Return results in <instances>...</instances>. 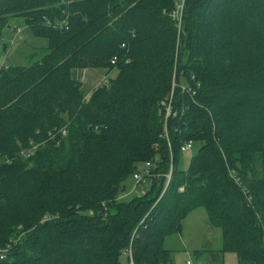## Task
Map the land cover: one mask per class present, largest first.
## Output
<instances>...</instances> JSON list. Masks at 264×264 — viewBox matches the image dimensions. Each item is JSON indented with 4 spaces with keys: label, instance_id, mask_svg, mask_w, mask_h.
Wrapping results in <instances>:
<instances>
[{
    "label": "trees",
    "instance_id": "obj_1",
    "mask_svg": "<svg viewBox=\"0 0 264 264\" xmlns=\"http://www.w3.org/2000/svg\"><path fill=\"white\" fill-rule=\"evenodd\" d=\"M172 7L0 0L1 49L11 18L47 45L27 65L0 68V248L8 249L0 264H167L165 239L197 209L220 230V254L264 264V172L255 170L264 148V0H185L179 54L162 14ZM151 41L164 64L180 59L166 124L171 82L135 59ZM95 55L108 61L87 69L117 74L85 98L70 64ZM196 140L201 148L179 170L182 145ZM31 144L33 155L20 159ZM146 163L152 177L136 185L149 188L123 201L125 179Z\"/></svg>",
    "mask_w": 264,
    "mask_h": 264
},
{
    "label": "rangeland",
    "instance_id": "obj_2",
    "mask_svg": "<svg viewBox=\"0 0 264 264\" xmlns=\"http://www.w3.org/2000/svg\"><path fill=\"white\" fill-rule=\"evenodd\" d=\"M171 11V10H170ZM170 11L168 9H163L162 14L164 16H169ZM18 25L23 27V22L20 18H11L8 20L7 28L4 30L1 40L2 43L8 44V48L6 51L1 52L0 46V66L1 65H27V60L25 57L30 52H38L40 55H44L47 53L46 51V43L43 40H36L29 36L26 30H23L22 40H15V44L12 45L13 36L8 37V34L5 33L8 27L16 28ZM174 25V24H173ZM175 28V26H174ZM176 30V28H175ZM175 40H174V51H178L183 48V44L181 38L185 37V33L181 30V33L178 34V31L175 32ZM179 35V40H178ZM159 49V45L156 41L150 42V53L148 54L147 49H141L135 52V59L139 64H143L145 69L148 72H151L149 68L153 69V74L165 78L169 82H171V88L173 84H177V75L176 69L179 62V55H172L168 64H164L161 59L163 56L159 57L157 52ZM173 51V54H174ZM175 51V52H176ZM95 54V53H94ZM38 55V56H40ZM93 56V54L91 55ZM108 61V58L99 59L97 55L91 57L89 60H84L79 62L78 60L74 63L70 64L74 69H86L89 67H94L101 62ZM185 62V58H182L181 63ZM76 66V67H74ZM70 67V68H71ZM72 69V70H74ZM71 70V71H72ZM117 72L113 69L109 74H107V79L113 78L115 80ZM102 76L104 73L100 70H88L86 83L82 84V92L85 98L88 96H93L96 92H93L96 87L100 86L95 85L102 80ZM108 82V81H107ZM99 83V84H100ZM178 86V84H177ZM171 90V89H170ZM87 113V112H86ZM85 113V114H86ZM162 120H164L162 118ZM165 123V121H163ZM56 129V127H54ZM61 129H56L54 131L59 132ZM66 131V129H65ZM202 144L199 141H194L191 146V153H181L179 155L178 169L181 171H185L187 169L189 163V157L195 156ZM139 169L141 166L138 167ZM256 171L264 172V148L261 149L259 162L255 168ZM163 175V174H162ZM137 183L134 181L132 175H129L124 181V191L121 193V199L123 201H128L133 197L143 195L147 189L149 188V183L136 185ZM207 216L203 209H197L194 212L190 213L182 222L181 232L179 234H174L164 241V248L170 251V260L167 264H185L187 260H192L199 264H237L236 254L233 252H224L219 253L218 250L221 248V233L219 229L213 228L207 225ZM25 230V237L31 233L33 230L28 225L21 226ZM179 236L181 238H179ZM178 237V238H177ZM211 250V252H208ZM218 260L213 259L211 256L212 252H216ZM122 260H125L124 258ZM123 264L124 261H123Z\"/></svg>",
    "mask_w": 264,
    "mask_h": 264
},
{
    "label": "built area",
    "instance_id": "obj_3",
    "mask_svg": "<svg viewBox=\"0 0 264 264\" xmlns=\"http://www.w3.org/2000/svg\"><path fill=\"white\" fill-rule=\"evenodd\" d=\"M184 6H185V0H173V7L169 13V18L170 20L173 22L176 31H178V34L181 33L182 30V20H183V11H184ZM10 28V27H9ZM8 28V29H9ZM23 30L21 27H16V28H11L10 32L12 33L13 36V42H11V44H15V40H22V33ZM178 40H179V35H178ZM123 47V45H122ZM127 62V61H126ZM116 63V58H112L110 61L111 65H115ZM4 65H1L0 68L4 67ZM108 79H107V74L102 76V80H101V84L100 85H107L108 84ZM178 88L177 84H173L170 93H169V97L164 100L161 105L163 106L164 109V121L166 124L167 120L169 119V117H171V115L173 114L172 111V100H173V95H174V90L175 88ZM182 91L185 90L183 87H181ZM191 146L192 143L191 142H187L184 145H182L181 147V152L182 153H191ZM37 148L36 144H31L29 148H26L22 151H20L18 157L21 158H29L33 155L35 149ZM8 161H5V163H7ZM149 167L150 164L146 163L144 165V170L142 172V174H135L133 176L134 180L136 183H145L147 180H149V178L152 177V175L149 172ZM171 175H172V165L170 164L169 170L166 174H163L161 177L164 179V188H163V192L167 189L168 185H169V181L171 179ZM156 177V176H153ZM7 248H0V261L4 260L7 256ZM128 255H129V251H128ZM130 257V256H129ZM185 264H199V263H195L192 260H187Z\"/></svg>",
    "mask_w": 264,
    "mask_h": 264
},
{
    "label": "crops",
    "instance_id": "obj_4",
    "mask_svg": "<svg viewBox=\"0 0 264 264\" xmlns=\"http://www.w3.org/2000/svg\"><path fill=\"white\" fill-rule=\"evenodd\" d=\"M21 20V19H20ZM17 27H21L20 25H18ZM10 29H11V27L9 28V29H7V31H5V33H7L8 34V37H10V36H12V33L10 32ZM14 45V44H13ZM7 50V49H6ZM5 50V51H6ZM1 52H3V49L1 50ZM88 70H100L101 72H103V73H105V70H103V69H74V70H72L71 71V78L73 79V80H75V81H77V82H79V83H81V84H84V83H86V78H87V71ZM109 74V73H108ZM102 79V78H101ZM101 81V80H100ZM100 82H98L96 85H95V87L97 86V85H100L99 84ZM207 225H208V222H207ZM208 227H209V225H208ZM178 238V237H177ZM179 238H181L180 236H179ZM208 252H211V250H209ZM212 255L213 256H211L213 259L215 258V260H218V255H217V251L216 252H212Z\"/></svg>",
    "mask_w": 264,
    "mask_h": 264
},
{
    "label": "water",
    "instance_id": "obj_5",
    "mask_svg": "<svg viewBox=\"0 0 264 264\" xmlns=\"http://www.w3.org/2000/svg\"><path fill=\"white\" fill-rule=\"evenodd\" d=\"M3 51H5V48H3Z\"/></svg>",
    "mask_w": 264,
    "mask_h": 264
}]
</instances>
